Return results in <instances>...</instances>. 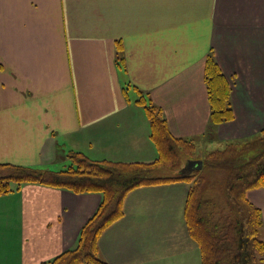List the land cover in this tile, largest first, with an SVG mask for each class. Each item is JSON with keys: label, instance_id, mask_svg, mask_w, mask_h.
I'll return each mask as SVG.
<instances>
[{"label": "crops", "instance_id": "crops-1", "mask_svg": "<svg viewBox=\"0 0 264 264\" xmlns=\"http://www.w3.org/2000/svg\"><path fill=\"white\" fill-rule=\"evenodd\" d=\"M209 54L229 82L228 122L210 121ZM141 96L202 156L264 131V0H0V166L58 171L69 151L153 162ZM188 187L129 191L122 216L97 239L98 256L201 264L184 217ZM245 195L261 213L264 240V185ZM100 202L98 191L11 186L0 194V264H39L74 248Z\"/></svg>", "mask_w": 264, "mask_h": 264}, {"label": "trees", "instance_id": "trees-1", "mask_svg": "<svg viewBox=\"0 0 264 264\" xmlns=\"http://www.w3.org/2000/svg\"><path fill=\"white\" fill-rule=\"evenodd\" d=\"M205 81L211 105V123L232 119L230 86L211 54L205 61ZM141 103V101L139 100ZM151 137L158 148L153 162L97 161L81 152L69 151L74 160L58 171L20 165L0 166V194L27 182L62 187L74 192L98 191L101 202L82 226L76 246L39 264H106L98 256L97 239L102 230L122 216V202L132 189L155 183L183 180L189 182L184 217L190 237L197 243L201 264H255L264 250L259 236L261 213L246 198V191L264 185V131L244 140L227 143L207 154L200 170L179 168L178 158L190 150L192 141L171 134L166 119L155 105H145ZM175 161H174V160ZM207 168L222 174V193L205 189L194 173Z\"/></svg>", "mask_w": 264, "mask_h": 264}, {"label": "rangeland", "instance_id": "rangeland-1", "mask_svg": "<svg viewBox=\"0 0 264 264\" xmlns=\"http://www.w3.org/2000/svg\"><path fill=\"white\" fill-rule=\"evenodd\" d=\"M140 101H141L142 104H144V106L145 105H154L148 99H146L144 96L140 97ZM228 121H230V120L221 121L219 123L228 122ZM185 148H187V145L183 146V150H185V153L184 152H180V154H178L179 155V158H178L179 167L175 171L179 170V168H184V166H185V164H186L188 159H202V160H205L206 158L207 159L215 158L214 154L213 155L211 154L209 156H207V154H206V155L202 156L201 152H195L193 144H192V148H190V150H189V148L188 149H185ZM67 162L68 163L66 164L65 168H69L70 166H73V167L76 168V163H75L74 160H71L69 158V161H67ZM60 168H62V167H60V166H53L52 167L53 170H57V169H60ZM222 174L223 173H221L219 170L210 171L207 168H204L201 171L195 172L193 178L201 177L203 179V181H204V184H206L205 189L209 188V189H211V192L220 194V193H222V186H221V184H222V181H221ZM8 184H9V186H16V183L13 180L9 181Z\"/></svg>", "mask_w": 264, "mask_h": 264}, {"label": "water", "instance_id": "water-1", "mask_svg": "<svg viewBox=\"0 0 264 264\" xmlns=\"http://www.w3.org/2000/svg\"><path fill=\"white\" fill-rule=\"evenodd\" d=\"M203 161L201 159L188 160L184 166L185 171L191 172L194 170H200L202 168Z\"/></svg>", "mask_w": 264, "mask_h": 264}, {"label": "bare ground", "instance_id": "bare-ground-1", "mask_svg": "<svg viewBox=\"0 0 264 264\" xmlns=\"http://www.w3.org/2000/svg\"><path fill=\"white\" fill-rule=\"evenodd\" d=\"M203 161V160H202Z\"/></svg>", "mask_w": 264, "mask_h": 264}]
</instances>
